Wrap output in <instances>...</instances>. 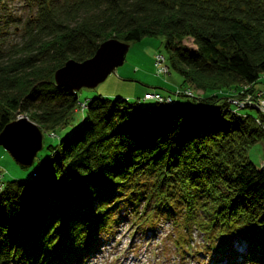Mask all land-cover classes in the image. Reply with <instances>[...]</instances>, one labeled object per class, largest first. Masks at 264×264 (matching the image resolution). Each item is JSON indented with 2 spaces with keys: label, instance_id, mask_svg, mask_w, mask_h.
Masks as SVG:
<instances>
[{
  "label": "trees",
  "instance_id": "1",
  "mask_svg": "<svg viewBox=\"0 0 264 264\" xmlns=\"http://www.w3.org/2000/svg\"><path fill=\"white\" fill-rule=\"evenodd\" d=\"M7 1L0 0V132L17 116L42 134L66 126L77 92L57 87L54 72L91 58L110 38H163L170 69L202 94L158 103L145 93L141 100L153 105L137 112L126 99L88 100L80 126L50 147L29 180L2 185L0 264H83L108 223L121 222V205L142 238L169 220L177 232L200 235L198 244L190 235L174 243L185 255L264 264V167L247 156L264 145V115L234 112L229 96L217 94L244 87L242 95H255L264 76V0H25L35 12L13 47L4 44ZM182 97L192 104L177 102Z\"/></svg>",
  "mask_w": 264,
  "mask_h": 264
},
{
  "label": "rangeland",
  "instance_id": "2",
  "mask_svg": "<svg viewBox=\"0 0 264 264\" xmlns=\"http://www.w3.org/2000/svg\"><path fill=\"white\" fill-rule=\"evenodd\" d=\"M35 12L33 4L27 3L25 0H9L7 1L6 10L4 11L6 17L9 19V28H7L5 42L7 47L18 46L21 43V26L25 20ZM189 48H192L191 40H185ZM159 52L167 54L164 48V39L161 37H145L138 42L129 44V49L122 66L117 67L115 72L110 74L107 79L99 84L94 89L83 88L77 92L78 105L72 113L69 122L64 127H59L52 133L44 132L43 146L34 158V163L29 167H22L16 163L11 154L2 146H0V190L2 185L8 181L18 180L26 181L31 178L32 172L38 166V163L49 158L51 150L50 147H56L59 138L69 134L80 126L85 116V106L88 100L93 98H121L126 99L129 103H135L137 106L134 111L141 110L147 105H153V102L142 101V97L148 92H159L166 97H176L178 95L184 96H201L202 92L193 90L190 85L183 83V79L172 69H170L168 76H159L153 67V59L156 53ZM239 85V84H237ZM241 86V85H239ZM233 89H225L217 92L219 96H229L228 103L234 106L233 111L242 112V115L250 113L257 115L262 111L261 104H264V76L259 83L254 86L252 95H242L244 87H231ZM251 88V87H250ZM208 96L213 93H205ZM240 95V96H239ZM177 102L185 105H191V98H176ZM252 102V103H251ZM243 106V107H242ZM258 111V112H257ZM238 113V112H237ZM19 117V116H17ZM53 153H56L55 151ZM248 158L257 167H264V145L261 143L255 144L248 150ZM123 209V210H122ZM127 209L120 206L119 212L123 213L121 222L112 226L108 223L106 232L99 238L96 249L98 252L92 254L88 260L83 264H212L213 258L208 259L204 256V260H197V255H185L183 245L178 246L177 241H184L185 243L190 238L189 234L177 232L172 230L171 221L165 220L154 225L156 233L154 239H144L138 234L134 235V223L132 220L124 221V215ZM139 209H142L139 207ZM123 211V212H122ZM119 214V213H117ZM115 215L111 220H117L121 215ZM126 217V216H125ZM188 233V232H187ZM176 234V236H175ZM134 235V236H133ZM202 235V234H201ZM182 236L183 238H180ZM190 237L195 244L200 241V235L196 232L192 233ZM149 240V241H148ZM187 240V241H186ZM233 245L239 254L245 252V245L240 239H235ZM185 245V244H184ZM211 256V255H210ZM213 259V260H212ZM224 263L220 261L217 264Z\"/></svg>",
  "mask_w": 264,
  "mask_h": 264
},
{
  "label": "water",
  "instance_id": "3",
  "mask_svg": "<svg viewBox=\"0 0 264 264\" xmlns=\"http://www.w3.org/2000/svg\"><path fill=\"white\" fill-rule=\"evenodd\" d=\"M129 44L110 38L102 42L94 55L77 62L70 59L54 72V84L73 92L94 89L123 65ZM43 134L39 127L27 117L19 116L0 132V146L4 147L22 167L32 165L38 151L42 149Z\"/></svg>",
  "mask_w": 264,
  "mask_h": 264
},
{
  "label": "built area",
  "instance_id": "4",
  "mask_svg": "<svg viewBox=\"0 0 264 264\" xmlns=\"http://www.w3.org/2000/svg\"><path fill=\"white\" fill-rule=\"evenodd\" d=\"M153 67L155 68V72L157 75L165 76V77L168 76L169 66L167 64V59L165 55L157 52L153 59ZM143 98L144 100H152L158 103H170L171 102V97H163L159 93H155V92L146 93ZM261 109L263 111L264 104L263 105L261 104Z\"/></svg>",
  "mask_w": 264,
  "mask_h": 264
}]
</instances>
